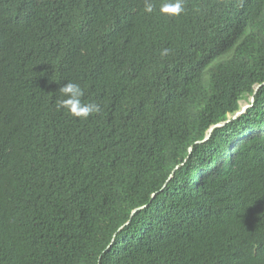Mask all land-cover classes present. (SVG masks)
Returning <instances> with one entry per match:
<instances>
[{"label": "trees", "instance_id": "trees-1", "mask_svg": "<svg viewBox=\"0 0 264 264\" xmlns=\"http://www.w3.org/2000/svg\"><path fill=\"white\" fill-rule=\"evenodd\" d=\"M152 2L0 0V264H264V0Z\"/></svg>", "mask_w": 264, "mask_h": 264}, {"label": "clouds", "instance_id": "clouds-1", "mask_svg": "<svg viewBox=\"0 0 264 264\" xmlns=\"http://www.w3.org/2000/svg\"><path fill=\"white\" fill-rule=\"evenodd\" d=\"M143 11L151 14L154 11L152 0H144ZM185 11L184 0H164L160 4L159 12L169 17H178ZM169 49L165 48L161 52V56H166ZM60 97L55 104L56 111H65L73 118L87 120L90 116L100 114L102 112L101 105L96 102L83 101L85 95L84 88L80 84L67 82L59 88Z\"/></svg>", "mask_w": 264, "mask_h": 264}, {"label": "water", "instance_id": "water-1", "mask_svg": "<svg viewBox=\"0 0 264 264\" xmlns=\"http://www.w3.org/2000/svg\"><path fill=\"white\" fill-rule=\"evenodd\" d=\"M257 88H258V86L255 87V89H257ZM252 101H253V97L251 96V97H250V102H252ZM250 105H251L250 103H249V104H246V105H243V107L241 108V110L238 111V112H236L235 115H238V114L242 113L243 110L246 109L247 107H249ZM235 115H233V116H235ZM219 125H221V124L219 123V124H215V125H213V126H210L209 129L207 130V134H206V136H205V139L209 136V134H210L212 128H213L214 126H219Z\"/></svg>", "mask_w": 264, "mask_h": 264}, {"label": "rangeland", "instance_id": "rangeland-1", "mask_svg": "<svg viewBox=\"0 0 264 264\" xmlns=\"http://www.w3.org/2000/svg\"><path fill=\"white\" fill-rule=\"evenodd\" d=\"M256 87H257V86H256ZM248 100H250V98H249ZM246 104H249V103H247L245 100H240L239 108H238V110H237L236 112L240 111L241 108L243 107V105H246ZM244 110H245V109H244ZM244 110H243V111H244ZM236 112H235V113H236ZM235 113H234L233 115H235ZM235 116H236V115H235ZM235 116L230 115V116H228V118H234Z\"/></svg>", "mask_w": 264, "mask_h": 264}]
</instances>
